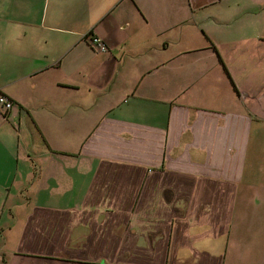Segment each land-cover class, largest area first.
<instances>
[{
    "label": "crops",
    "instance_id": "crops-1",
    "mask_svg": "<svg viewBox=\"0 0 264 264\" xmlns=\"http://www.w3.org/2000/svg\"><path fill=\"white\" fill-rule=\"evenodd\" d=\"M0 91V264H227L259 218L264 0H0Z\"/></svg>",
    "mask_w": 264,
    "mask_h": 264
},
{
    "label": "rangeland",
    "instance_id": "rangeland-1",
    "mask_svg": "<svg viewBox=\"0 0 264 264\" xmlns=\"http://www.w3.org/2000/svg\"><path fill=\"white\" fill-rule=\"evenodd\" d=\"M256 208L260 210V214L255 215L259 218L245 219L247 233L243 235L241 232L233 237L234 242L227 264H264V202ZM252 223L255 228L251 226Z\"/></svg>",
    "mask_w": 264,
    "mask_h": 264
},
{
    "label": "built area",
    "instance_id": "built-area-1",
    "mask_svg": "<svg viewBox=\"0 0 264 264\" xmlns=\"http://www.w3.org/2000/svg\"><path fill=\"white\" fill-rule=\"evenodd\" d=\"M86 41L92 46L93 49L99 52H108L107 44L98 36L88 33L85 37ZM14 105L12 99L0 91V109L3 113L8 112Z\"/></svg>",
    "mask_w": 264,
    "mask_h": 264
}]
</instances>
